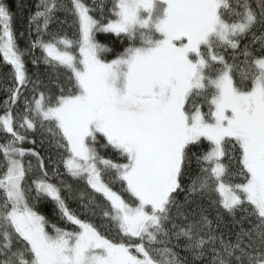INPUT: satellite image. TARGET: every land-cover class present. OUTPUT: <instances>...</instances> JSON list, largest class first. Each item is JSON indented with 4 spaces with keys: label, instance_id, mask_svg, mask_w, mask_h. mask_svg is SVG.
Masks as SVG:
<instances>
[{
    "label": "snow or ice",
    "instance_id": "obj_1",
    "mask_svg": "<svg viewBox=\"0 0 264 264\" xmlns=\"http://www.w3.org/2000/svg\"><path fill=\"white\" fill-rule=\"evenodd\" d=\"M16 8L0 0V264H264V0Z\"/></svg>",
    "mask_w": 264,
    "mask_h": 264
},
{
    "label": "trees",
    "instance_id": "obj_2",
    "mask_svg": "<svg viewBox=\"0 0 264 264\" xmlns=\"http://www.w3.org/2000/svg\"><path fill=\"white\" fill-rule=\"evenodd\" d=\"M7 2L10 4L11 10L14 13H16L18 11L16 8V4L18 3V0H7ZM35 2H36V0H25L26 5L34 6ZM27 14H28L27 11H24L17 16L16 22H15V28H16L17 32L24 31L26 24H27ZM66 33L69 36V38L76 39L77 33H76L75 28L66 29ZM97 40L100 43L105 44L107 47L112 48L116 51H123V48L127 46L126 43H124V44L119 43L114 36L109 38L108 34H98ZM18 43H19L21 48L26 47V40L24 38H20L18 40ZM36 55L37 56L40 55L39 51L36 52ZM104 56H105V58H108V59L114 58V56L111 52L105 53ZM28 68H29L30 72H33V73L37 72L35 66H33V64L31 63V58H29ZM39 74L47 75L46 66H44V65L40 66ZM60 76H61L62 80H64L65 82L67 81V74L66 73L61 72ZM42 78H43V76H42ZM5 87H6V85H5L4 80L2 78H0V113H2V111H3V102L6 99ZM0 138H2V134H0ZM34 138H36L38 140L40 139L39 136H36ZM25 147L35 148L37 151H40L41 154H44V151H45V149L41 148L39 144H37V145L27 144V145H25ZM46 147H47V145H45V148ZM33 163H35V160H33ZM193 168H194V174H195V165L193 166ZM39 207H40L42 214H44L46 217H48L50 219V221H53V222L56 221V216H55V213L53 210L54 206L51 203L45 202V203L41 204ZM72 207L74 209L77 208V205L75 202L72 203ZM94 222L97 223L98 225H100L102 223V221L99 217L95 218ZM101 230L105 231L106 234L109 235L110 238H115V236H116L114 229L111 231H108L106 228H101Z\"/></svg>",
    "mask_w": 264,
    "mask_h": 264
}]
</instances>
